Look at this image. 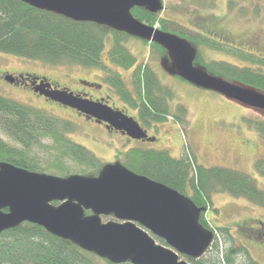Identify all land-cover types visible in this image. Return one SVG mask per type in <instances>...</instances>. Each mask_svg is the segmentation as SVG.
I'll list each match as a JSON object with an SVG mask.
<instances>
[{
	"label": "trees",
	"instance_id": "16d2710c",
	"mask_svg": "<svg viewBox=\"0 0 264 264\" xmlns=\"http://www.w3.org/2000/svg\"><path fill=\"white\" fill-rule=\"evenodd\" d=\"M189 1L190 5L200 8L208 6L205 0ZM131 14L148 26L163 22L159 19V13L151 14L142 8L132 9ZM261 20H264V9ZM128 39L125 34L106 27L74 22L34 9L18 0H0L1 53L56 67L68 65L81 69H98L104 73V83L112 89L116 98L136 111L134 118L139 124L149 127L155 123H164L168 118H172L179 125L185 122L186 109L178 105L175 113L170 111L168 102L173 98L172 92L160 84L155 70L147 63L137 65L136 59L125 46ZM106 40L110 41L107 61L119 70L132 71L131 87L127 88L122 76L103 63ZM142 42L149 48L147 60L153 56L160 59L166 56L165 51L158 45ZM193 44L213 52L221 51L219 47L204 42L196 41ZM229 51L221 52L232 55L236 61L242 63L241 66L224 61L203 63L199 56L196 61L210 74L264 92V59L239 51ZM27 75L30 74H25ZM28 78L31 81L39 79L34 74ZM246 121L264 142V115ZM71 131L72 128L67 122L63 123L39 110L0 96V132L13 143L9 144L0 138V163H9L32 173L61 178L78 173L87 177L93 172L98 174L103 165L92 152L68 139L67 134ZM47 139L50 140V145H42L41 142ZM40 146L51 152L44 162L31 154L34 147ZM189 149L186 147L180 158L174 159L164 150L134 147L124 152V160L120 164L135 174L175 190L198 209H211V199L216 193H226L264 209V189L258 188L252 177L229 168L203 167ZM69 162L83 169L80 172H71L66 164ZM255 170L264 176L263 159L256 161ZM199 222L203 228L213 233L214 243L201 258L193 260L182 257L184 261L189 264H256L252 262L244 246H234V239L228 228H213L202 215ZM250 228L257 233L252 235L248 232ZM239 231L247 237L255 236V240L264 239V223L260 220L240 226ZM221 239L224 246L218 242ZM157 241L165 246L163 241ZM242 257L245 258L243 263L239 262ZM0 264L111 263L68 241L51 236L41 227L23 223L0 233Z\"/></svg>",
	"mask_w": 264,
	"mask_h": 264
},
{
	"label": "water",
	"instance_id": "95a60500",
	"mask_svg": "<svg viewBox=\"0 0 264 264\" xmlns=\"http://www.w3.org/2000/svg\"><path fill=\"white\" fill-rule=\"evenodd\" d=\"M18 1L74 22L96 24L156 44L166 52L172 75L264 114V92L224 82L195 68L196 52L186 40L147 26L132 16L134 8L152 14L160 12V0ZM4 80L13 83L14 78ZM33 90L134 141H156L148 138L125 111L102 101H90L67 89H51V84L44 81ZM202 212L175 190L119 163L104 165L97 176L66 178L0 163V233L29 223L111 264H189L180 257L201 258L214 237L199 222ZM102 218L113 221L103 223Z\"/></svg>",
	"mask_w": 264,
	"mask_h": 264
},
{
	"label": "rangeland",
	"instance_id": "374dc122",
	"mask_svg": "<svg viewBox=\"0 0 264 264\" xmlns=\"http://www.w3.org/2000/svg\"><path fill=\"white\" fill-rule=\"evenodd\" d=\"M160 1L162 4L168 5L171 3L175 5L180 0ZM225 1H227L226 6H224ZM206 3L208 5L207 8L214 15L225 16L223 22L234 37L242 39L246 45L247 43L253 45V42L248 40V37L253 33H257L260 38V44H263L264 20L261 19L264 0H205ZM153 28L157 29L156 26ZM190 42L193 43L194 41L191 40ZM109 46L110 41L106 40L102 61L110 70L119 73L126 84L129 80L131 81L132 71L119 70L107 61ZM125 46L136 59L137 65L147 63L155 70L153 71L157 75L160 84L172 92L173 98L168 102L170 111L175 113L176 106L180 105L187 112L186 121L181 122L180 125L172 118L164 123H155L149 127H145L140 123L149 133H153L152 136H147L148 138H155L156 141L154 143L134 141L114 130L109 131L111 129L108 130L102 124L87 120L84 115H80L73 109L61 107L51 101H44L42 98L35 96V93L29 88L8 84L2 77H0V96L39 110L63 123L67 122L72 128V131L67 134L68 139L92 152L101 165L122 163L124 152L134 147H142L145 150H164L174 159L180 158L187 147L195 154L199 165L206 168L223 167L243 172L256 181L258 188L264 189V176H261L255 170L256 161L264 160V142L247 125L246 121L255 116L261 117L264 114L249 109L216 92L200 89L172 75V72H169L170 63L167 61V55L161 57V59L153 56L147 60L149 48L139 39L129 37ZM192 47L196 51L195 68L201 69L213 78L263 93L257 89L227 81L216 74H210L201 63L196 61L199 56L203 63L224 61L241 66L242 63L236 61L232 55L217 54L220 52L214 53L213 51L199 48L197 45H192ZM219 48L221 51H229L225 48ZM230 50L245 52L237 48ZM159 61L162 64L160 66ZM3 73L13 77L34 74L49 80L55 79L60 89H67L73 93L79 90L80 82L90 83L87 80H96L98 76H101V71L98 69H81L68 65L56 67L0 52V75L2 76ZM78 79L79 84L76 82ZM35 81L32 80L30 82L33 88L37 86H34ZM129 87H131L130 82L127 88ZM113 105L118 109L128 111L127 114L129 116L134 117L136 115V111L122 104L116 97L110 102V106ZM0 138L9 144H13L1 132ZM41 143L44 146H48L50 145V140L47 139ZM44 146L34 147L33 152L31 151V154H35V157L42 162L46 161V157L51 153L50 151H45ZM66 164H68L67 166L71 172H80L83 169V167H78L70 162ZM87 174H90V172H87ZM75 175L82 176L79 173ZM91 175L97 176L95 172L91 173ZM211 200V209L209 207V209H204L201 213L205 221L213 228H228L231 237L234 239V246L237 248H243L244 246L252 262L264 264V239L255 240V236L247 237L239 231L240 226L255 223L258 220L264 223V209L226 193L213 194ZM101 220L103 223L113 221L111 218H102ZM220 241L218 242L224 246L223 240L221 239ZM156 242L158 243V241ZM244 259L242 257L239 262L243 263Z\"/></svg>",
	"mask_w": 264,
	"mask_h": 264
},
{
	"label": "flooded vegetation",
	"instance_id": "af4514ba",
	"mask_svg": "<svg viewBox=\"0 0 264 264\" xmlns=\"http://www.w3.org/2000/svg\"><path fill=\"white\" fill-rule=\"evenodd\" d=\"M189 2V0H180L175 5L171 3H169L168 5L162 4L163 10L161 11V16H159V19L163 22L157 24V29L163 33L175 35L186 41L191 39L194 42H204L209 45H215L217 47L225 48L228 50L237 48L244 50L245 54L264 59V42L263 44H260V38L257 33H253L248 37V40H251L254 46L251 43H247L246 45L242 39L234 37L228 31L227 26L223 22L225 17L224 15H214L213 12L208 8H199L197 6L190 5ZM226 2L227 1L224 2V6H226ZM193 43L189 42L191 46L194 45ZM214 53L224 54V52L221 51H215ZM28 76H31V74L27 75L26 77L24 75L23 77L20 75L13 77L11 75H8L7 73H3L2 76L0 75L2 79H4L5 77L14 78L13 83L8 84L23 86L31 89L33 87ZM37 77H39V79H34V81L36 80L34 82V86L39 85L41 81H44L45 83L47 82L51 84V89L63 90L60 89L59 84H57L55 79L49 80L42 76ZM103 79L104 73L101 71V76H98L96 80H87L90 83L92 82L91 84L86 82H80L79 84V79L76 80V82H78L79 84V90L74 92V94L87 98L88 100L93 102L102 101L103 104H107L111 108H116L115 105L110 106V102L112 101V99L114 100V97L116 96L113 93L112 89L104 83ZM129 82L131 84L130 80ZM128 83H126V86H128ZM35 96L42 98L44 101H50L40 96L39 93H36ZM87 120L94 121L93 119ZM102 125L106 127L104 123H102ZM144 130L147 132V135L149 137L153 135V133H149L146 128H144ZM248 232H250L252 235L257 233L255 229L251 228Z\"/></svg>",
	"mask_w": 264,
	"mask_h": 264
},
{
	"label": "bare ground",
	"instance_id": "6f19581e",
	"mask_svg": "<svg viewBox=\"0 0 264 264\" xmlns=\"http://www.w3.org/2000/svg\"><path fill=\"white\" fill-rule=\"evenodd\" d=\"M34 88H32V89H30L33 93H34V90H33ZM36 94V93H35Z\"/></svg>",
	"mask_w": 264,
	"mask_h": 264
},
{
	"label": "crops",
	"instance_id": "0c3cea01",
	"mask_svg": "<svg viewBox=\"0 0 264 264\" xmlns=\"http://www.w3.org/2000/svg\"><path fill=\"white\" fill-rule=\"evenodd\" d=\"M252 136V135H251Z\"/></svg>",
	"mask_w": 264,
	"mask_h": 264
}]
</instances>
